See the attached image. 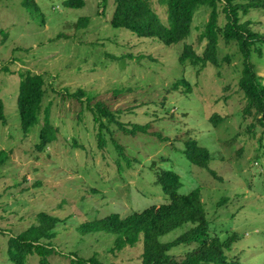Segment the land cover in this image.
Wrapping results in <instances>:
<instances>
[{
    "label": "rangeland",
    "instance_id": "rangeland-1",
    "mask_svg": "<svg viewBox=\"0 0 264 264\" xmlns=\"http://www.w3.org/2000/svg\"><path fill=\"white\" fill-rule=\"evenodd\" d=\"M66 1L0 0V65L8 68L0 69L7 115V123L0 122V151L7 154L0 167V264H17L10 258L9 239L37 224L41 212L62 219L50 264H80L72 254L96 255L104 264H142V238L119 250L116 234H83L79 227L168 203L157 180L163 170L180 174V193L201 189L212 235H239L226 251L229 261L264 264V127L244 111L243 56L235 42L222 39L216 63L180 61L187 44L198 55L204 52L200 34L210 8L196 11L187 38L166 45L112 26L116 0H86L81 8ZM151 2L166 22L161 0ZM84 17L88 21L78 26ZM242 20L264 35L263 9ZM252 62L264 76V44L254 45ZM27 71L44 75L43 107L51 105L57 130L44 148L39 133L45 114L26 132L18 112L20 72ZM79 89L84 102L69 96ZM89 101L108 105L127 132L108 118L95 120ZM215 113L224 117L216 125ZM190 140L211 152L209 167L188 159ZM188 227L161 240L170 242ZM196 245L175 246L170 254L183 258ZM25 264H40L39 256L30 254Z\"/></svg>",
    "mask_w": 264,
    "mask_h": 264
},
{
    "label": "trees",
    "instance_id": "trees-1",
    "mask_svg": "<svg viewBox=\"0 0 264 264\" xmlns=\"http://www.w3.org/2000/svg\"><path fill=\"white\" fill-rule=\"evenodd\" d=\"M104 1L107 4L108 0ZM161 2L166 9V22L153 7L151 0H116L111 24L116 28L130 30L139 36L156 38L166 45H172L183 41L191 34L196 11L202 6L209 7L210 17L200 34L201 41H206L204 52L198 55L192 46L187 44L180 61L182 63L190 61L194 65L200 63L205 65L210 61L216 63L220 41L224 39L226 43L235 42L244 62L239 85L246 100L245 114L255 115L259 124L264 127V76L258 72L252 62L253 47L255 44H264V35L250 28V20H242L243 15L253 9L264 10V0H161ZM26 3L27 7L38 8L33 2L29 4L26 1ZM85 4L86 0L66 1V5L72 8H81ZM87 21L88 17L80 18L77 25H84ZM0 69L8 70L1 65ZM20 77L18 112L22 128L30 132L39 124L43 112L44 125L39 133V145L44 148L56 139L57 134L50 120L51 105L43 107L46 94L45 77L42 73L29 71L20 72ZM69 96L78 98L81 102L86 100L82 89ZM89 103L88 108L90 107L93 114L95 113V120L108 118L109 123L116 122L122 128L117 115L108 105L103 102L93 103L95 105L90 101ZM223 119V116L216 113L211 117L215 125ZM0 122L7 123L5 103L1 97ZM100 142L105 144V140ZM185 154L193 164L202 167H209L213 158L211 152L201 146L197 140L187 142ZM6 156V152L1 150L0 167L6 162ZM157 178L164 192L170 196L168 203L152 205L126 216L113 213L83 223L79 229L83 234L97 232L116 234L114 248L119 250L136 245L142 238L144 244L142 264H242L237 260L229 261L226 255V251L230 250L233 243L239 239L236 232L225 239L210 233V220L201 189L180 193L182 179L180 174L173 170H163L158 173ZM61 221L60 217L47 212L39 213L37 224L9 239L11 260L17 264H25L30 254H37L40 264H50L49 257L58 252L52 246V241L57 234L56 227ZM184 225H189L188 229L174 240L170 242L161 240L162 236ZM195 243L196 247L186 252L183 258L179 259L170 254V250L175 246ZM70 256H74L80 264H104L96 255L90 258L78 257L76 254Z\"/></svg>",
    "mask_w": 264,
    "mask_h": 264
}]
</instances>
